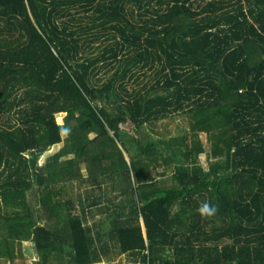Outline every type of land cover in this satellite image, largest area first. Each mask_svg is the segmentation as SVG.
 <instances>
[{
    "label": "trees",
    "instance_id": "trees-1",
    "mask_svg": "<svg viewBox=\"0 0 264 264\" xmlns=\"http://www.w3.org/2000/svg\"><path fill=\"white\" fill-rule=\"evenodd\" d=\"M24 240L36 264H264V0H0V264Z\"/></svg>",
    "mask_w": 264,
    "mask_h": 264
},
{
    "label": "rangeland",
    "instance_id": "rangeland-1",
    "mask_svg": "<svg viewBox=\"0 0 264 264\" xmlns=\"http://www.w3.org/2000/svg\"><path fill=\"white\" fill-rule=\"evenodd\" d=\"M95 43H99V41H96ZM96 49L95 51H97ZM100 51V49L98 50ZM152 70H146L145 73L143 71L138 72L141 74V76L138 79V82L136 79L131 78L127 85L129 87V90L140 87L144 82L146 81H152L151 79L153 73H151ZM110 74V70H107L105 66H100V69L98 70L97 74L93 77V80L96 77H102L106 78ZM63 115L59 114L58 119L59 121H62ZM189 128L188 123V117L186 114L178 111L173 113L172 115H168L166 117H161L156 120H154L152 123H150L148 129L155 139H161V138H170L172 136L184 134L185 131ZM200 139L203 142V144L206 146L207 150L202 152L200 155V161L201 164L204 167H208L209 160L207 159V151H209V141L207 140V134L204 131L199 132ZM189 139V138H188ZM130 151H126V155L129 156ZM46 155H43L41 157V160H43ZM160 170L166 171V174L164 176H160L159 178H162L165 184H170V180L168 178L170 177L171 173V167H159ZM77 192V187L74 186L72 189L73 194ZM112 256L114 257L113 264H138L137 262H134L132 258H130L127 254L120 253L117 248H115L112 251ZM38 258V254L36 251V247L31 240H24L22 242V255L19 254L13 262H10V260L3 261L2 264H36Z\"/></svg>",
    "mask_w": 264,
    "mask_h": 264
},
{
    "label": "clouds",
    "instance_id": "clouds-1",
    "mask_svg": "<svg viewBox=\"0 0 264 264\" xmlns=\"http://www.w3.org/2000/svg\"><path fill=\"white\" fill-rule=\"evenodd\" d=\"M202 214H211L215 211L214 205H209L208 202H204L200 205V209Z\"/></svg>",
    "mask_w": 264,
    "mask_h": 264
}]
</instances>
